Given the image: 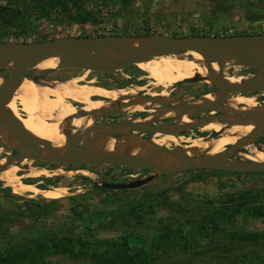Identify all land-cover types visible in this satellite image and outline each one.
Returning a JSON list of instances; mask_svg holds the SVG:
<instances>
[{"label":"rangeland","instance_id":"rangeland-1","mask_svg":"<svg viewBox=\"0 0 264 264\" xmlns=\"http://www.w3.org/2000/svg\"><path fill=\"white\" fill-rule=\"evenodd\" d=\"M19 2L21 3L16 0H0V7L8 9L9 12L15 13L17 9H20L24 14L27 10L29 12L25 19L26 32H21L20 28H11L10 34L4 39H0L2 43L35 42L65 36H97L98 34L130 36L165 34L173 37L194 36V33L205 36H228L243 34V32L264 34L263 15H249L239 6L228 5L225 0H83V7L79 9L81 13L73 10L71 19L63 17L60 7L52 0H45L41 3L39 0H28L25 4L22 0ZM40 5L49 8V17H40V12L44 9ZM0 25L4 26L0 32H4L7 27L2 23L1 17ZM88 71L84 70L83 73H88ZM246 71L249 70L237 63L228 64L224 68L226 76L245 75ZM30 72L34 75L49 74V78H42V80L53 82L57 79V81L70 79L81 74L82 70L31 69L28 73ZM88 74H93V72ZM94 75L98 78L95 85L107 89L139 90L138 88H142L140 95L147 91L162 93L161 91L165 90L163 87H156L153 84L156 79L139 66H130L123 73L108 75L94 73ZM101 81L106 85H101ZM170 85L173 86L166 89L167 93L181 101H187V98L191 97H203L209 93L215 94L218 91L215 85L205 80L183 84L171 83ZM247 96L256 97V95ZM37 102L39 101L35 100V102L25 105L18 98L20 115H25L23 111L25 106L35 109L34 105ZM122 103L119 102V104ZM74 106L81 107V105ZM144 109H157V107L148 106ZM143 110L132 112L126 108L123 110L124 112H119L112 117L123 121L137 113H145L146 111ZM179 123L178 121L175 125ZM212 133L213 131H198V128L191 127L181 131L177 137L183 139V144H189L187 138H205ZM152 136L157 140L165 137L163 134ZM256 143L261 144L264 148L262 139L258 138ZM217 144L220 143H212L211 146ZM0 149H2L1 155L8 154L5 151L8 147H0ZM244 158L241 154L235 156V159ZM24 162L17 163V167L14 166L18 175L22 177L21 181L32 183L43 189L59 185L68 187L71 194L64 198L54 199L55 201L32 193L17 195L11 187L0 182V254L7 250H16L26 245H32L38 239L48 236L49 231L53 229L72 228L75 233H83L91 228L96 236L107 238L121 235L131 228L135 232L145 234V238L151 241L152 234L161 230L165 223L169 222L173 228L177 229L178 225L180 226L182 222L188 220L182 225V233L191 237L192 248L182 251L168 260L172 264H176L174 260L177 258H188L186 262H192L189 260L190 257L194 262L198 260V263H202L204 260L205 263L218 264L223 260L214 258L215 253L212 255L206 251L197 255L196 252H200L202 249L198 248V240L189 234L191 230L189 222L196 218L200 219L203 213L207 212L208 214L215 207L223 206L226 202H231L232 198H238L247 192L256 197L254 201L249 202L250 205L264 207V172L185 170L159 174L151 182L137 189L114 190L100 187L99 184L103 182L129 183L145 177L150 173V170L117 165L85 166L68 170L63 165L47 167L38 166L35 162L31 164ZM29 167L45 169L51 176L28 177L29 172L24 168ZM82 170H87L90 174L85 175ZM41 180L44 183L39 182ZM72 196L76 198L73 199ZM77 203L80 204L77 210L84 213L81 217L73 214V206ZM134 208L137 210L133 212ZM111 222H114L112 226ZM232 229L262 232L264 231V216H253L246 219L244 215H240L237 226ZM138 236L131 237L130 242L134 245H141V238ZM226 239L225 235L214 238L220 245H232L234 253L231 256L240 259L243 264H264V239H261L257 244L244 241L232 243ZM150 245L151 243H147L150 250H161V247L155 246L154 243L152 246ZM39 258L46 262H52L51 264L77 262L64 258L62 255L39 256ZM227 262L234 261L228 259Z\"/></svg>","mask_w":264,"mask_h":264},{"label":"water","instance_id":"water-1","mask_svg":"<svg viewBox=\"0 0 264 264\" xmlns=\"http://www.w3.org/2000/svg\"><path fill=\"white\" fill-rule=\"evenodd\" d=\"M3 29L4 26L0 25V31ZM263 39L264 34L177 37L165 34H153L141 36H65L35 42L11 41L2 43L0 44V76L3 79L0 84V125L10 131L16 142L15 146L5 150L9 154L6 166L17 165V163L22 164L27 160L29 162H50L74 166L117 165L132 169L150 170V173L145 177L129 183L103 182L99 184L100 187L114 190L137 189L151 182L159 174L185 170H219L238 173L264 172V163L254 162L246 157L244 159H235L236 155H243L245 153L242 148L244 142L253 139L256 141L264 132V112L248 110L246 108V110L241 112L234 111L228 113L221 109L234 94L245 95L254 92H264V48L261 46ZM106 51L113 52L118 58L113 59L109 57ZM190 51L198 52L208 60V74L218 81V84L212 83L218 88V91L213 95L220 96L216 104L205 106L197 101L179 100L174 106L167 104L168 108L179 110L180 113L178 115L169 117L164 123L149 124L146 127L130 120L132 117L120 122H102L100 119L105 115L117 114L132 105V103L118 100L115 103L116 108L101 111L99 116H97L99 125L88 130L100 131L115 126H124L125 128L131 127L135 132H140L144 135H155L156 133L163 132L168 127L175 126L178 121L180 122L182 118L192 111L193 114H191L190 118L193 120L197 119L196 116L198 115H206L205 119H199L204 123L217 119L219 123L225 124L228 127L254 125V129L251 132L239 138L234 144L229 145L223 152L217 154L190 155L182 146L165 148L152 143L166 155L176 156L177 160L165 162L137 155H89L85 150L91 138L87 137L82 142V138L85 137L87 131H82L78 140L74 142L68 139L66 141V151L60 153L48 141L40 139L28 131L14 114L1 111L2 106L15 93L18 85L28 76L27 72L35 69L40 62L51 57L62 55L60 56L57 69L89 70L93 73L118 74L123 73L130 66H137L156 57L173 55L183 57V54ZM226 56H230L234 60L224 63L222 58ZM191 57L187 56V58ZM215 62L219 65V70L216 74L211 71V65ZM9 63H13V65L6 66ZM231 63H237L244 66V68L256 70V74H250L249 78L232 86L226 81L227 76L224 73L225 66ZM30 78L34 81L56 82ZM200 80L206 81L202 76L196 74L190 80L180 81L175 84ZM146 95H140L141 102L157 103V98ZM200 97L202 96L194 97V99L197 100ZM120 101L124 104H119ZM148 106L151 105H147L146 107ZM259 107L264 108V106H258L257 108ZM214 111L216 114H212ZM218 112H222V114H217ZM84 113L95 115V112ZM76 117L78 118L79 116ZM133 118L141 119L140 117ZM193 127L198 128L200 126ZM189 128L181 129L176 134ZM218 135V133L213 132L205 138L217 137ZM147 139L150 141L151 138ZM254 146L257 148L256 143H254ZM12 151L15 153H12ZM24 169L28 170V168ZM3 170L4 167L0 166V173Z\"/></svg>","mask_w":264,"mask_h":264},{"label":"bare ground","instance_id":"bare-ground-1","mask_svg":"<svg viewBox=\"0 0 264 264\" xmlns=\"http://www.w3.org/2000/svg\"><path fill=\"white\" fill-rule=\"evenodd\" d=\"M261 46L264 48V39L262 40ZM106 54L113 59L118 58V56L111 51H106ZM60 56L62 55L45 59L40 62L35 69H57ZM182 56L183 57H178V55L156 57L148 62L137 65L148 72L151 77L156 79V82L153 83L156 87L159 86L165 89L161 91L162 93L147 91V95L157 98L156 104L141 102L140 91L143 90L142 88H138L139 90L120 88L105 89L96 86L94 80L85 82L84 80L87 78L86 74L91 72L88 71V73L73 76L69 80L56 81L55 83L34 81L27 76L18 85L15 93L10 96L2 106L1 111L14 114L28 131L32 132L36 137L48 141L60 153L66 151V141L68 139L73 142L78 140L82 131H87L85 137L82 138V142L86 140L87 137L91 138L85 150L89 155H137L165 162L177 160L176 156L166 155L153 144H158L165 148L182 146L190 155L217 154L223 152L229 145L234 144L239 138L251 132L254 129V125L228 127L225 124L219 123L217 119L210 120L207 123L199 119L190 120V114L193 113L192 111L182 118L178 125L168 127L163 132L156 133L165 136L159 140L151 136L149 137L151 138L149 141V139H147L148 137H143L144 134L135 132L131 127L125 128L124 126H115L100 131L88 130L97 127L99 125L97 116H99L100 112L115 109V103L118 100L132 103V105L127 108L128 110H132V112L143 110L147 105L155 106V108L159 107L158 110L155 109V111L145 117L144 120L133 117L130 119L146 127L149 124H154L158 120L176 116L180 113L179 110L168 108L166 105L167 102L177 103L181 100L177 99L172 101L170 99L166 89L174 85H170L171 83L190 80L194 78L196 74H199L206 79L208 83L218 84V81L208 74V60L206 57L193 51L183 54ZM187 56L192 57L187 58ZM222 60L224 63H228L234 59L230 56H226L223 57ZM12 65L13 63L6 64V66ZM218 70L219 65L216 62L213 63L211 65V71L216 74ZM249 77L250 75L227 76L226 81L230 85L235 86ZM148 78H150V76H148ZM2 81L3 79L0 76V84ZM231 97V99L226 101V105L221 107L223 111L228 113L234 111L241 112L248 108V110L264 112V108H257L258 98L256 99L255 96L234 94ZM18 98L22 100L25 105L31 102L33 103L35 100L39 102L34 105L35 109H31L30 106H25L23 108L25 115L22 116L18 111ZM219 98V95L209 93L197 100L194 98L188 100L200 102L205 106H213L218 102ZM137 102L139 103L137 104ZM76 104L81 105V107H75L74 105ZM84 112H95V115H87ZM212 114H215V111L212 112ZM76 116L79 117L77 118ZM189 125L200 126L201 131H213L219 135L217 137L187 139L190 143L183 144V139L178 138L176 133L181 129L187 128ZM212 143L220 144L211 146ZM254 143H256L254 139L243 143L242 148L245 152L243 156L254 162L264 163V151L255 148ZM224 144L226 145L224 146ZM15 145L16 142L10 131L6 127L0 125V147H8L9 149ZM1 153L2 149H0V166H3L4 170L0 173V182H4L6 186L11 187L15 194L25 195L32 193L52 200L64 198L71 194V190L68 187L60 185L43 189L38 188L32 183H24L21 181L22 177L16 172L14 167L16 166L15 164L6 166L7 156H9V154L3 156ZM25 161L27 163L29 162L27 160ZM29 163L31 164L32 162ZM20 170L19 168V171ZM56 171L54 172L59 174V172ZM28 172V177L31 178H39L43 175L47 177L51 176L49 171L35 167H29ZM82 172L85 175L90 174L85 170Z\"/></svg>","mask_w":264,"mask_h":264},{"label":"trees","instance_id":"trees-1","mask_svg":"<svg viewBox=\"0 0 264 264\" xmlns=\"http://www.w3.org/2000/svg\"><path fill=\"white\" fill-rule=\"evenodd\" d=\"M18 3H21L16 0ZM28 0H22L25 4ZM45 0H39V3ZM59 7L63 17L72 18L73 10H77L83 7V0H52ZM107 1V0H103ZM109 1V0H108ZM30 5V4H29ZM38 5V4H37ZM40 7H44L40 5ZM33 9V8H32ZM49 8L44 7L40 12L41 18H47L50 15ZM0 17L2 23L6 25L7 29L4 32H0V39H4L10 34L11 28H20L21 32H26V17L28 16V10L24 12L20 9L15 10V13L9 12L8 9L0 7ZM24 14V15H22ZM22 15V16H21ZM87 17V16H85ZM243 32L237 35H247ZM98 34L97 36H101ZM194 36H201L202 34L194 33ZM204 35V34H203ZM202 35V36H203ZM209 35V34H208ZM2 43V42H0ZM264 150L260 147V150ZM216 171V170H211ZM223 172V171H216ZM244 193L238 198H232L231 202H226L223 206H217L210 213H203L200 219L189 222L191 224V230L189 234L193 235L198 240V248L202 250L196 252L199 254L215 253L214 258H219L221 261L218 264H240L242 261L236 257L231 256L234 253V247L230 244L220 245L219 242L214 240L215 237L225 235L226 240L230 242L244 241L257 244L261 239H264V231H241L233 230L232 228L237 226L239 216L244 215L246 219L257 216H264L263 206H253L249 202L254 201L256 197ZM73 199L76 197L72 196ZM71 197V198H72ZM52 200V199H50ZM55 201V200H54ZM80 204L73 206V214L79 217L83 216V211L77 210ZM42 209V207H41ZM47 210V209H46ZM45 210V211H46ZM134 208L132 211H136ZM135 214V213H133ZM9 217V216H6ZM4 218V217H2ZM188 221V220H187ZM184 221L178 225L175 229L171 223H165V226L158 232L152 234L149 241L145 238V234L135 232V230L124 231L121 235L100 238L94 234V230L88 228L83 233H75L70 229L52 230L49 231L48 236L44 239H38L32 245H26L16 250H7L5 253L0 254V264H51L52 262H46L40 257H46L50 255H62L64 258H68L71 261H77L71 264H172L169 260L174 258L180 252H184L187 249H191V237L182 233V225L187 223ZM114 222H111L112 226ZM139 235L141 238V245H134L130 242V238ZM147 243H154L155 246L161 247L160 251L150 250L147 247ZM231 243V244H232ZM167 257V259H165ZM245 258V257H242ZM169 259V260H168ZM228 259H232L234 262H227ZM180 260V261H179ZM177 258L176 264H211L198 263L192 258ZM243 264V263H242Z\"/></svg>","mask_w":264,"mask_h":264},{"label":"flooded vegetation","instance_id":"flooded-vegetation-1","mask_svg":"<svg viewBox=\"0 0 264 264\" xmlns=\"http://www.w3.org/2000/svg\"><path fill=\"white\" fill-rule=\"evenodd\" d=\"M225 3H228V5H230V6H233V5H236V6H239L241 9H243L245 12H247L249 15H257L258 16V14H259V16L260 15H263L264 16V0H233V1H229V0H225ZM258 23H262V22H258ZM249 34H255V33H249ZM249 34H247V35H249ZM245 69H247V68H245ZM247 70H249V71H246V74L247 75H250V74H252V75H255L256 74V70H251V69H247ZM252 72V73H251ZM82 73H83V71H82ZM82 73L81 74H79V75H82ZM27 75L29 76L30 75V77H33V78H37V79H39V80H42V78L43 79H47V78H49V74L48 75H34L32 72H30V73H28L27 72ZM87 75V78L84 80L85 82H91V81H95V83L97 82V80H98V78H97V76H95L94 75V73L93 74H86ZM106 75H108V74H106ZM64 78V77H63ZM61 79V78H60ZM58 80V79H57ZM56 80V81H57ZM66 80V79H65ZM55 82V81H54ZM101 85H106V84H103V82L101 81V83H100ZM102 88H104V87H102ZM105 89H107V88H105ZM114 89V88H113ZM120 89H122V88H120ZM145 94H147V92L145 93ZM245 95H256V99L258 98V104L260 105V106H262L263 104H264V92H254V93H248V94H245ZM169 97H170V99L172 100V101H175V100H177L178 98H176V97H172V96H170L169 95ZM192 98V97H191ZM188 99H190V98H188ZM76 105H78V104H76ZM169 105L170 106H174V105H176L175 103L173 104V102H169ZM243 106V105H242ZM79 107V106H78ZM159 108H157L156 110H158ZM143 111H146L145 113H137V114H135V115H133L132 117H140L141 119H143V118H145V116H149V113L148 112H151V111H155V109H144ZM191 114H193V113H191ZM191 114H190V116H191ZM217 114H222V112H218ZM113 115H115V114H112V115H109L108 117H106L107 115H105L103 118H101L100 120L102 121V122H106V123H110V122H120V121H118V119L117 118H114V117H112ZM105 117H106V119H105ZM197 117V119H203V118H206L207 116L205 115V116H196ZM128 118H131V117H128ZM169 118H166V119H161V120H158V124H161V123H164V122H166L167 120H168ZM190 120H193V119H191L190 118ZM194 120H196V119H194ZM154 124H156V122L154 123ZM194 125H192L191 127H193ZM190 126H188L187 128H189ZM201 127H198V131H201V129H200ZM202 133H204V132H202ZM146 137H151L152 136V134H149V135H145ZM195 138H197V137H195ZM195 138H189V139H195ZM260 139H262V141L264 142V132L262 133V135L259 137ZM188 139V138H187ZM256 146H257V148L258 149H260V147L262 148L263 146L261 145V144H257L256 143ZM264 149V148H263ZM262 150V149H261ZM264 151V150H263ZM12 153H15L14 151H12ZM23 163H25V162H23ZM27 163V162H26ZM29 163V162H28ZM35 163H37L38 164V166H47V167H55V166H57V165H63V164H58V163H50V162H35ZM64 167H66L68 170H70V168H81V167H85V165H81V166H74V165H63ZM83 171V170H82ZM87 171V170H86ZM39 182H42V183H44V181L43 180H41V181H39Z\"/></svg>","mask_w":264,"mask_h":264}]
</instances>
